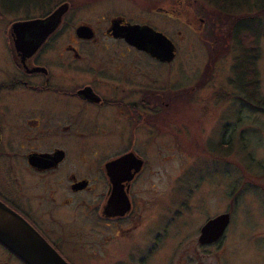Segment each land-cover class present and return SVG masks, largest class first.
Returning a JSON list of instances; mask_svg holds the SVG:
<instances>
[{
    "label": "flooded vegetation",
    "instance_id": "flooded-vegetation-1",
    "mask_svg": "<svg viewBox=\"0 0 264 264\" xmlns=\"http://www.w3.org/2000/svg\"><path fill=\"white\" fill-rule=\"evenodd\" d=\"M62 3L68 8L36 50L30 43L16 48L19 34L12 24L45 19ZM71 7L61 1L35 17L5 21L0 16L1 203L68 264H234L223 257L222 242L232 196L226 199L229 222L211 240H201L200 231L226 214L216 207L197 220L192 233L173 232L175 220L186 213L203 217L208 199L203 203L186 193L174 198L167 212H158L159 200L168 195L157 191L158 162L165 158H159L161 133L173 136L174 150L182 146L189 152L192 146L191 121L179 111L190 105L193 88L175 86L169 73L158 79L160 70H172L177 61V40L147 21L119 15L102 26L83 21L70 26ZM170 7L156 10L168 15ZM199 21L204 29L205 20ZM115 22L161 32L174 48L172 60L161 61L117 36L111 30ZM183 22L194 29L193 20ZM82 25L89 34L76 32ZM21 33L25 42L37 35L33 28ZM179 116L185 121L178 122ZM223 134L212 147L202 143L203 153L218 154ZM215 196L218 206L223 196ZM0 264L26 263L0 242Z\"/></svg>",
    "mask_w": 264,
    "mask_h": 264
},
{
    "label": "rangeland",
    "instance_id": "rangeland-1",
    "mask_svg": "<svg viewBox=\"0 0 264 264\" xmlns=\"http://www.w3.org/2000/svg\"><path fill=\"white\" fill-rule=\"evenodd\" d=\"M15 1L18 0L13 2ZM67 1L72 3V9L66 18L70 26L81 21L102 26L107 21L104 19L119 15L132 21H147L168 36L174 37L179 45L177 61L172 70H160L158 79L161 82L169 73L175 79V86L182 88L185 85L184 87L188 88L197 83L200 73H203L208 59V49L204 44V33L208 25L205 16L198 12V7L215 9L216 5H210L209 0ZM182 1L186 6L177 5ZM47 3H36L30 0L28 4L21 3L22 5L17 8L10 4H5L6 6L3 7L0 5V16L5 21L35 17L54 5ZM248 3L236 8L233 14L240 17L247 14L253 15L260 2L249 0ZM170 4L174 8L170 7L171 13L168 15L166 12L156 10V8L164 9ZM186 18L194 21V29L182 27ZM200 19L205 20L202 23L206 25L204 29H201ZM255 23L254 28L257 29L258 25H263V20L255 21ZM179 30H181L180 36L177 34ZM236 41L235 39L230 42L231 48L228 53L214 64L209 83L197 91H191L192 101L185 108L187 112L185 109L179 111L187 114L186 119L191 121L187 139L192 145L190 151H186L182 146L180 149H172L171 146L175 145L173 136L161 133L158 139L159 158L163 156L165 158L158 162L157 191L160 196L168 193L159 200L158 212H167L172 206V200L180 199L186 193L195 194L203 203L208 199V205L201 209L204 213L203 217H192L186 213L184 217L175 220L173 232L178 231L184 236L185 233L190 234L196 229L197 220L202 222L207 213L212 215L215 207L217 211L226 213L228 211L226 199L229 195L232 196V207H230L232 212L228 211L232 215L231 222L222 239L225 253L223 257L229 258L234 264H252L264 259V113H255L244 103L229 97L231 93L233 95L240 93L238 87L233 84L236 77L235 63L239 56V46ZM258 44L260 50L255 64L260 81L259 95L264 96V37L262 35L259 37ZM181 119L185 121L183 116H179L176 120L180 122ZM222 131L224 142L220 146L221 150H218L219 153L215 151L203 153L201 144L204 143L208 148L214 143L216 145ZM169 179L175 180L169 184L167 183ZM216 194L223 196L221 206H216ZM154 224L155 222L152 225ZM159 226L160 234L163 229L161 225Z\"/></svg>",
    "mask_w": 264,
    "mask_h": 264
},
{
    "label": "water",
    "instance_id": "water-1",
    "mask_svg": "<svg viewBox=\"0 0 264 264\" xmlns=\"http://www.w3.org/2000/svg\"><path fill=\"white\" fill-rule=\"evenodd\" d=\"M68 8L67 3H62L58 8L51 11L50 15L45 19L20 21L12 24L14 33L17 32V39L14 42L16 48L23 49L27 44H33L31 51L36 50L39 41L45 39L53 28L59 23L61 16ZM118 23H114L111 30L117 36L124 38L128 43L135 45L138 49L147 50L151 56L157 57L161 61L172 60L174 48L172 43L161 32L148 28L147 25L138 26L123 25L118 27ZM33 28L37 31L36 38L30 42H25L21 33L24 30ZM77 33L84 32L89 34L87 26L82 25L76 29ZM30 51V52H31ZM229 214H222L207 221L201 229V240L216 238L222 234L224 228L228 224ZM0 242L17 255L26 264H68L66 260L54 251V249L43 240L41 235L32 229V226L24 221L21 216L11 211L0 201Z\"/></svg>",
    "mask_w": 264,
    "mask_h": 264
},
{
    "label": "trees",
    "instance_id": "trees-1",
    "mask_svg": "<svg viewBox=\"0 0 264 264\" xmlns=\"http://www.w3.org/2000/svg\"><path fill=\"white\" fill-rule=\"evenodd\" d=\"M0 0V5L10 4L14 8L19 5L28 4L30 0ZM36 3L48 2L58 5L61 1L67 0H32ZM249 0H209L210 5H216L215 9L198 7L199 13L207 19V31L204 33V44L207 46V63L204 65L203 73H200L197 83L193 84V92L209 83L212 78L214 64L218 59L224 57L231 48L230 42L237 40L239 46V56L235 63V82L234 86L238 87L240 93L229 97L244 103L245 106L255 113H264V96L259 95V75L257 74L255 61L259 56V37H264V0H259L257 9L252 14L244 17L233 14L239 6H244ZM13 2V3H12ZM12 3V4H11ZM22 3V4H21ZM50 7V8H52ZM263 20V25H258L255 21ZM182 89H178V92ZM177 92V93H178ZM192 95V93H191ZM190 95V97H191Z\"/></svg>",
    "mask_w": 264,
    "mask_h": 264
}]
</instances>
